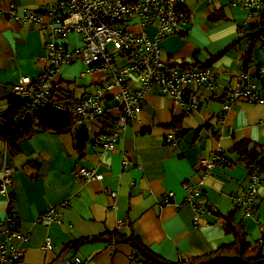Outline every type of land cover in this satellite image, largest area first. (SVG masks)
Listing matches in <instances>:
<instances>
[{
	"label": "crops",
	"instance_id": "1",
	"mask_svg": "<svg viewBox=\"0 0 264 264\" xmlns=\"http://www.w3.org/2000/svg\"><path fill=\"white\" fill-rule=\"evenodd\" d=\"M55 2L0 0L1 110L10 106L11 86L24 76L37 77L47 64L42 58L48 30L37 22L14 19L8 10L14 6L17 14H34L44 21L48 20L45 11ZM185 7L191 14L185 32L168 35L161 42L162 58L171 65L192 67L205 62L258 19L231 0H187ZM216 12L226 19L213 21ZM64 42L69 49L75 48L82 36L70 32ZM249 46L245 38L208 66L214 78L211 86L186 85L199 99L191 113L159 89L148 90L141 109L120 132L112 150L104 148L105 128L98 122L86 123L89 137L82 143H77L73 132H40L11 151L0 138V176L5 165L13 168L10 194H0V242L21 252L10 264H66L75 257L83 264H138L143 258L128 244L90 240L114 229L125 234L134 230L152 251L169 261L205 254L232 241L215 214L198 212L186 200V183L199 186L205 193L203 201L214 210L225 214L235 209V220L252 243L262 244L264 253V173L256 201L247 207L237 201L250 191L246 168L220 162L207 171L200 164L219 150L228 154L240 140L257 143L264 151V72L259 70L264 34L243 65ZM243 72L251 78L258 97L254 101L231 100L232 88ZM54 80L59 84L58 94L71 96L69 101L93 93L107 81L99 72H86L80 60L62 66ZM139 86L136 79L131 81L132 89ZM176 119L180 125L175 130L169 125ZM178 131L182 134L175 144L165 141L167 134ZM81 168L102 176L87 181L77 176ZM169 194V201L164 202ZM50 208L59 213V219L49 224L38 221ZM8 228L23 238L6 234ZM47 238L48 250L44 249Z\"/></svg>",
	"mask_w": 264,
	"mask_h": 264
},
{
	"label": "built area",
	"instance_id": "2",
	"mask_svg": "<svg viewBox=\"0 0 264 264\" xmlns=\"http://www.w3.org/2000/svg\"><path fill=\"white\" fill-rule=\"evenodd\" d=\"M187 0H56L45 12L48 20L34 14H17L14 6L8 10L10 16L25 24L37 22L48 30L47 51L42 58L47 64L37 77L24 76L10 88L12 95L27 102L23 116L30 115L36 108L50 104L68 112L86 125L98 122L106 127L102 136L105 149L112 150L120 132L134 119L144 102L146 92L159 89L171 97L173 102L185 108L187 113L196 109L199 99L195 92L186 94L187 84H207L214 82L212 72L207 68H182L171 65L162 58L161 42L168 35L183 34L191 14L186 9ZM213 2L216 0H208ZM232 5H241L249 12L264 6V0H231ZM154 29V30H153ZM70 32L82 36L81 45L69 49L64 40ZM80 60L86 72H99L107 81L93 93L83 96L76 102L63 99L58 94L59 84L54 75L59 69ZM264 72V60L259 67ZM136 79L139 87L132 89L131 81ZM231 100L243 98L254 101L251 78L245 72L237 78L232 88ZM228 104L224 105L227 109ZM24 118V117H22ZM168 142L174 140V133L167 134ZM175 144V141H173ZM222 158L218 155L211 159H201L200 164L212 170ZM13 168L5 165L1 170L0 194L9 195L12 187ZM77 176L87 181L101 178L93 169L81 168ZM260 178L251 176L250 191L245 197H237L241 205L248 207L254 203ZM186 200L194 205L200 191L199 186L185 184ZM116 196V193H112ZM170 194L163 201L170 199ZM202 212V211H201ZM59 219V213L50 208L43 212L38 221L51 223ZM6 234L23 238L15 230L8 228ZM50 239H46L44 249H50ZM21 257V252L0 242V264H10ZM135 256H133L134 258ZM139 257H135L137 259ZM66 264H83L75 257ZM138 264H145L143 259Z\"/></svg>",
	"mask_w": 264,
	"mask_h": 264
},
{
	"label": "trees",
	"instance_id": "3",
	"mask_svg": "<svg viewBox=\"0 0 264 264\" xmlns=\"http://www.w3.org/2000/svg\"><path fill=\"white\" fill-rule=\"evenodd\" d=\"M257 16V20L251 22L246 29H240L241 35L230 42L225 48L219 52L211 55L205 62L197 64L192 67L179 66L182 68H207L222 57L230 49L236 48L243 39H248L250 46L242 56L243 65H246L251 59L252 47L254 43L264 34V6L256 11H253ZM211 19L213 21L225 20L224 15L216 13L212 14ZM186 89V94H189ZM65 95L66 94H62ZM63 99H70L71 96L62 97ZM72 99V98H71ZM73 101H77L72 99ZM71 100V101H72ZM10 106L6 109H0V138L3 139L7 147L13 151L19 142L24 141L40 132L51 133H68L72 132L73 127L79 118L62 111L60 109L45 104L36 108L30 115L23 116V112L27 106L26 100L21 97H16L11 94L9 97ZM24 117V118H22ZM105 128L109 127L108 123H105ZM180 125V119H176L172 125L176 130V127ZM105 132L103 131L102 134ZM182 131L175 132L174 140L167 143H173L175 139L180 137ZM218 155L222 158L220 162H224L229 166L236 164L242 165L248 171L250 176H258L264 173V151L263 147L257 143H253L249 140L237 141L229 153L224 151H217L213 156ZM212 156V157H213ZM261 180V179H260ZM260 181L258 182L259 185ZM205 193L202 189L198 192L194 199L195 209L200 212H210L215 214L226 234L231 235L233 240L228 243H222L215 250L201 254L198 256L180 257L177 261H169L162 258L160 255L152 251L140 238L134 230H131L128 234L121 233L119 229L112 231H106L98 237H94L90 240H102L109 244H128L133 250L134 254L139 255L144 259L145 264H264V253L262 250V244L260 242L252 243L248 234L244 229V226L235 220V209L228 213H221L218 210L205 203L203 201ZM239 204L236 202L235 207ZM255 208V205H253Z\"/></svg>",
	"mask_w": 264,
	"mask_h": 264
},
{
	"label": "water",
	"instance_id": "4",
	"mask_svg": "<svg viewBox=\"0 0 264 264\" xmlns=\"http://www.w3.org/2000/svg\"><path fill=\"white\" fill-rule=\"evenodd\" d=\"M74 136L77 139V143L85 142L89 137V132L85 124L81 121L77 122L72 129Z\"/></svg>",
	"mask_w": 264,
	"mask_h": 264
},
{
	"label": "rangeland",
	"instance_id": "5",
	"mask_svg": "<svg viewBox=\"0 0 264 264\" xmlns=\"http://www.w3.org/2000/svg\"><path fill=\"white\" fill-rule=\"evenodd\" d=\"M189 1V0H188Z\"/></svg>",
	"mask_w": 264,
	"mask_h": 264
}]
</instances>
